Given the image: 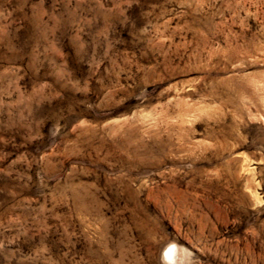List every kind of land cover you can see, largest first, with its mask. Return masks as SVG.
<instances>
[{
    "label": "rangeland",
    "instance_id": "1",
    "mask_svg": "<svg viewBox=\"0 0 264 264\" xmlns=\"http://www.w3.org/2000/svg\"><path fill=\"white\" fill-rule=\"evenodd\" d=\"M0 264H264V0H0Z\"/></svg>",
    "mask_w": 264,
    "mask_h": 264
},
{
    "label": "bare ground",
    "instance_id": "2",
    "mask_svg": "<svg viewBox=\"0 0 264 264\" xmlns=\"http://www.w3.org/2000/svg\"><path fill=\"white\" fill-rule=\"evenodd\" d=\"M165 257L170 259L171 261H175V255H174V250L171 248L166 251Z\"/></svg>",
    "mask_w": 264,
    "mask_h": 264
}]
</instances>
